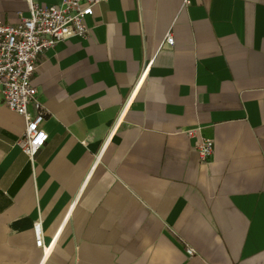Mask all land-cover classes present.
Returning <instances> with one entry per match:
<instances>
[{
	"label": "crops",
	"instance_id": "0c3cea01",
	"mask_svg": "<svg viewBox=\"0 0 264 264\" xmlns=\"http://www.w3.org/2000/svg\"><path fill=\"white\" fill-rule=\"evenodd\" d=\"M87 25L31 79L32 159L0 97V264H264V0H100Z\"/></svg>",
	"mask_w": 264,
	"mask_h": 264
},
{
	"label": "built area",
	"instance_id": "2783aa9c",
	"mask_svg": "<svg viewBox=\"0 0 264 264\" xmlns=\"http://www.w3.org/2000/svg\"><path fill=\"white\" fill-rule=\"evenodd\" d=\"M100 0H61L58 4L44 5L27 0L28 13L15 24L0 23V97L10 110L24 117L25 127L18 145L32 159L47 141L42 128L46 110L39 100L36 86L31 82L45 51L59 41L83 37L89 31L87 18L93 5ZM193 0H182L188 7ZM164 44L172 46L174 39L169 31ZM185 133L194 139V149L202 161H207L213 150V140L202 137L198 128ZM36 246H42L39 225L34 227ZM188 256L193 249L186 248Z\"/></svg>",
	"mask_w": 264,
	"mask_h": 264
}]
</instances>
